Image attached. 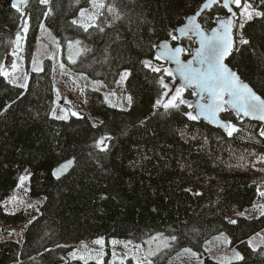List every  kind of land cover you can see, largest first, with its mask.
Listing matches in <instances>:
<instances>
[{
    "label": "trees",
    "instance_id": "obj_1",
    "mask_svg": "<svg viewBox=\"0 0 264 264\" xmlns=\"http://www.w3.org/2000/svg\"><path fill=\"white\" fill-rule=\"evenodd\" d=\"M89 1L28 0L17 11L12 0H0V264H82L72 258V249L97 239L106 247L104 260L87 264H108L113 240L138 244L158 233L172 238L166 248L142 263L128 258L119 264H193L189 258L198 264H264V246L248 243L264 230V213L239 216L235 223L226 217L250 209L264 190V126L225 111L221 118L228 130L223 131L189 119L192 104L163 107L164 68H171L156 58V45L177 43L171 38L175 28L203 0H105L94 23L84 28L73 19ZM242 1L264 11L260 0ZM239 8L234 4L237 14ZM225 15L215 4L199 22L208 30ZM237 17L236 44L226 62L264 99V17L242 23ZM43 26L58 40L62 55L44 58L33 71ZM22 29L27 79L19 86L6 79L2 65ZM72 41L81 47L75 62L63 54ZM181 43L187 58L194 40ZM61 62L110 89L128 70L129 108L110 106L101 91L84 88L85 104L98 123L84 113L60 118L55 76ZM183 97L190 101L195 94L185 89ZM230 126L237 129L232 136ZM102 138L104 151L97 146ZM71 157V170L55 177V168ZM26 173L22 201L7 210L6 201ZM222 232L241 253L239 261L222 263L206 250L207 240ZM183 249L190 255L171 259Z\"/></svg>",
    "mask_w": 264,
    "mask_h": 264
},
{
    "label": "rangeland",
    "instance_id": "obj_2",
    "mask_svg": "<svg viewBox=\"0 0 264 264\" xmlns=\"http://www.w3.org/2000/svg\"><path fill=\"white\" fill-rule=\"evenodd\" d=\"M105 0H90L89 4L81 9L79 14L73 19L76 21V25L81 27H88L94 23L99 12L104 7ZM245 4L250 2L242 1L239 13L238 21L243 22L246 20L244 13ZM253 10V9H250ZM201 17V16H200ZM199 17V18H200ZM24 29L19 32L14 40L13 48L9 51L2 65V73L8 81L13 84L23 86L27 79V69L25 60V50L23 49ZM81 52V47L76 41L68 43L65 51L63 52L64 57L69 62H75L78 55ZM62 49L58 40L53 36L46 26H43L40 30V36L37 39L36 50L34 51L32 61L30 63V70L37 71L41 69L42 60L46 57L54 56L61 57ZM163 61V60H160ZM166 62V61H163ZM167 63V62H166ZM65 62L57 63V72L55 76V103H56V114L59 117L68 118L73 113H84L87 114L94 124L98 123V117L90 114L85 104L83 90L84 88H92L99 90L103 93L105 101L113 107L119 109H128L130 106L129 94L126 90V79L125 73H129L128 70H123L114 86L110 89L98 79H88L86 76L79 72H72L67 68H64ZM169 65V63H167ZM165 79L164 85H167L164 91V101L167 103L171 99L177 89H182L180 84L167 73L170 72L169 66L165 65ZM123 77V78H122ZM185 89H182L180 97L175 101L176 106L180 104H192V100L186 101L183 97ZM67 105L63 106V102ZM62 102V103H61ZM60 112V113H59ZM28 187L27 173L21 178L19 186L16 188L12 196L6 201V208L12 205H16L19 201H22V195L25 194V189ZM264 213V190L259 191V197L252 205L250 209H244L242 211H229L226 217L229 221H235L239 216H257ZM11 230H15V227H7ZM10 238H15L12 234H7ZM172 238L164 234L158 233L146 238L142 243L133 244L127 240H113L110 242V259L108 264H119L130 258L137 263H142L149 260L152 256L166 248L171 242ZM230 239L225 233H219L207 240L205 248L207 251L216 248L211 254V258L222 263H228L233 261H239L241 259V253L237 248H230ZM251 247L256 248L258 246H264V230L254 235L248 242ZM102 240H95L88 243H83L75 246L72 249V258L76 261H82V264H87L91 261L101 263L104 260V250ZM190 251L187 249L181 250L177 257L180 259L182 256H189ZM84 256L86 259H83ZM188 258V257H186ZM181 261L176 264H182ZM187 262L198 264L197 260L189 258Z\"/></svg>",
    "mask_w": 264,
    "mask_h": 264
},
{
    "label": "snow or ice",
    "instance_id": "obj_3",
    "mask_svg": "<svg viewBox=\"0 0 264 264\" xmlns=\"http://www.w3.org/2000/svg\"><path fill=\"white\" fill-rule=\"evenodd\" d=\"M40 2L47 3V0H40ZM215 2L216 0H209V3ZM230 3L235 4L237 8H239L241 5V0H224L223 7L229 12H232V9L229 7ZM260 3L264 4V0H260ZM11 6L17 11L20 10L17 3L15 2ZM204 7L208 8L209 4H205ZM244 9L245 10L242 15H246L247 20H251L254 16L264 17V11L250 10L252 9L251 4H245ZM73 23H76V21H73ZM230 25L231 21L229 20L228 25L224 26L225 32L222 38L213 37L206 42L204 40L201 41V46L200 49L196 52V57L199 58L201 65L207 64V68H181V75L190 86L195 84L196 87L200 88L202 91L209 93V95L212 97V103L207 105V107L211 110V114L213 116H215L217 111L224 110V104L231 103L233 107H237L239 111L243 112L245 116L254 115L257 112H260L261 115L259 118L261 120H264V100H262L260 96L256 95L248 87V85L240 83L237 75L232 72L223 62L225 58L231 54L232 49V40L229 35ZM243 26V24L240 25L241 28H243ZM180 32L183 33L184 29H180ZM171 38L172 40L177 39L176 36H172ZM241 43L247 44L248 41L245 39H241ZM164 47L167 48V45H164ZM206 49L208 50V53H206ZM181 51L182 49L179 47L175 49L178 64V54ZM165 55H167V53H165ZM156 58L159 59L160 56L158 55ZM189 64H191V62H189ZM144 65L145 67H150V61H145ZM152 71L159 72L161 70L159 68H152ZM128 74L129 73H125L124 75L127 76ZM167 74L169 76L172 75L171 72H168ZM163 87L167 88V85H163ZM181 91L182 89L176 90L175 95L171 99H169L167 103L163 104L164 109L176 107L175 101L180 97ZM225 92L232 97L231 101H225L223 99V93ZM201 99H203V97H201ZM129 100H131L130 97ZM156 103L157 105H159L160 101L158 100ZM188 107H191V105H188ZM205 107V105H201L202 110ZM73 115H75V113H73ZM186 115L189 119H197V117L194 116L191 112L186 113ZM236 131L237 129L235 126H230L227 134L228 136H232V134ZM261 134L264 135V132H262ZM97 146L101 148V151L106 150L107 147L106 145H104L103 138L97 142ZM232 223H235V221H232ZM173 239H175V237H173Z\"/></svg>",
    "mask_w": 264,
    "mask_h": 264
},
{
    "label": "water",
    "instance_id": "obj_4",
    "mask_svg": "<svg viewBox=\"0 0 264 264\" xmlns=\"http://www.w3.org/2000/svg\"><path fill=\"white\" fill-rule=\"evenodd\" d=\"M17 3L19 9H22L28 2V0H13V3ZM224 0H216L215 3H209V0H203L199 6L193 13L187 15L183 21L182 24L177 26L175 28V36L177 37L176 41L177 43L172 44L169 40H161L157 43L155 54L156 57L159 55V60L166 61L171 65L172 72L175 76V79L180 83L182 88L190 89L194 92L195 97L193 99V105L195 110V115L198 119H204L210 124L222 128L224 131H227L228 124L226 121L222 120L219 116L220 112H223L225 108L234 111L238 114H241L242 116H245L243 112L239 111L237 107H233L231 103H227L223 105L222 111H217L215 116L211 114V110L207 107V105L212 103V97L209 95L208 92L202 91L200 88L196 87L195 84L189 85L188 82L184 79V77L181 75V68L183 69H206L207 64L201 65L199 58L196 57V52L200 49L201 41L204 40L205 42L213 37L222 38L224 36L225 27L228 25L229 20L231 21V25L229 27V35L232 40V49L231 53L234 50L235 47V26H234V20L236 17V10L233 7V3L229 4V7L232 9V12H229L227 9L223 7ZM209 4L208 8H205L204 5ZM215 4H219L226 12V15L223 17H220L215 20L214 25L208 29H203L201 23L199 22V17L203 14L204 11L210 10ZM223 22V23H222ZM180 29H184V32L181 33ZM186 38H192L194 40L195 45L193 46L191 50L190 57L184 59L182 57V54L184 52L183 45L181 43L182 40ZM216 42V41H214ZM164 45H167V48L164 47ZM179 47L182 49V51L178 54L179 58V64L177 63L175 49ZM206 53H208V50H205ZM167 53V55H165ZM231 55V54H230ZM228 55L225 60L223 61L227 67L234 72L237 77L239 78L240 83L248 85V87L258 96H260L249 83L242 81L241 78L238 76L237 72L230 68L227 64V59L229 58ZM191 62V64H189ZM219 95V93H218ZM246 95V94H245ZM203 97V99H201ZM260 98L264 100L261 96ZM223 99L225 101H231L232 97L228 95L226 92L223 93ZM205 105L206 107L202 110L201 105ZM261 113L257 112L254 115H248V117L258 120L263 123L264 120H261L260 117ZM73 159H69L63 163H61L58 167L55 168L53 171L55 176H63L68 172V169L70 168L72 164ZM62 264V263H60Z\"/></svg>",
    "mask_w": 264,
    "mask_h": 264
},
{
    "label": "bare ground",
    "instance_id": "obj_5",
    "mask_svg": "<svg viewBox=\"0 0 264 264\" xmlns=\"http://www.w3.org/2000/svg\"><path fill=\"white\" fill-rule=\"evenodd\" d=\"M12 1H13V0H12ZM25 6H26V5H25ZM25 6H24V7H25ZM24 7H23V8H24ZM23 8H22V9H23ZM182 57H183V54H182ZM189 57H190V56H189ZM183 58H184V57H183ZM187 58H188V57H187ZM184 59H186V58H184ZM169 65H170V64H169ZM228 66H229V65H228ZM170 68H171V65H170ZM171 72H172V69H171ZM236 72H237V71H236ZM172 74H173V72H172ZM237 74H238V72H237ZM173 76H174V74H173ZM238 76H239V74H238ZM239 77H240V76H239ZM174 78H175V76H174ZM176 81H177V80H176ZM177 82H178V81H177ZM178 83H179V82H178ZM179 84H180V83H179ZM180 86H181V85H180ZM181 88H182V86H181ZM183 89H185V88H183ZM193 99H194V98H193ZM192 109H193V115L196 116V115H195V110H194V105H193V100H192ZM225 111H231V110L225 108V110H224L223 112H220V113H219L220 118H221L222 113H224ZM232 112H234V111H232ZM59 113H60V112H59ZM234 113H236V112H234ZM236 114L239 115V116H241L242 118H249V119H252V118H250V117H248V116H242L241 114H238V113H236ZM221 119L224 120L223 118H221ZM197 120H202V121H204V122L210 124L209 122H207V121L204 120V119H198V118H197ZM252 120H254V119H252ZM224 121H226V120H224ZM256 121H258V120H256ZM226 122H227V121H226ZM258 122L261 123L262 126H264L262 122H260V121H258ZM210 125H212V124H210ZM212 126H214V125H212ZM214 127H216V126H214ZM216 128L222 129V128H220V127H216ZM222 130H223V129H222ZM227 130H228V129H227ZM223 131H224V130H223ZM69 159H73V161H72V164H71L70 168L68 169V172L71 170V168H72V166H73V163H74V158H73V157H71V158H69ZM69 159H67V160H69ZM67 160H64L63 162H65V161H67ZM63 162H61V163H63ZM61 163H60V164H61ZM60 164H59V165H60ZM59 165H58V166H59ZM58 166H57V167H58ZM68 172H67V173H68ZM53 174H54V172H53ZM54 176H55V174H54ZM55 177H61V176H55ZM60 263H62V264H67V263H63V262H60ZM60 263H56V264H60ZM72 264H80V263L75 262V263H72Z\"/></svg>",
    "mask_w": 264,
    "mask_h": 264
},
{
    "label": "crops",
    "instance_id": "obj_6",
    "mask_svg": "<svg viewBox=\"0 0 264 264\" xmlns=\"http://www.w3.org/2000/svg\"><path fill=\"white\" fill-rule=\"evenodd\" d=\"M261 232H262V231H261ZM257 234H258V233H257ZM254 235H256V234H254ZM254 235H253V236H254ZM253 236H251V237L248 239V242L250 241V239H251ZM215 249H216V248H213L212 250H210V251H209V254L212 253ZM210 256H211V254H210Z\"/></svg>",
    "mask_w": 264,
    "mask_h": 264
}]
</instances>
